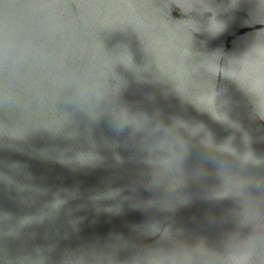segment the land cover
Returning <instances> with one entry per match:
<instances>
[{"label":"water","instance_id":"obj_1","mask_svg":"<svg viewBox=\"0 0 264 264\" xmlns=\"http://www.w3.org/2000/svg\"><path fill=\"white\" fill-rule=\"evenodd\" d=\"M0 0V264H264V0Z\"/></svg>","mask_w":264,"mask_h":264},{"label":"clouds","instance_id":"obj_2","mask_svg":"<svg viewBox=\"0 0 264 264\" xmlns=\"http://www.w3.org/2000/svg\"><path fill=\"white\" fill-rule=\"evenodd\" d=\"M121 248H127V241L116 234L103 246L94 244L73 252L68 264H118L116 252Z\"/></svg>","mask_w":264,"mask_h":264},{"label":"snow or ice","instance_id":"obj_3","mask_svg":"<svg viewBox=\"0 0 264 264\" xmlns=\"http://www.w3.org/2000/svg\"><path fill=\"white\" fill-rule=\"evenodd\" d=\"M185 3H190L191 4L190 0H185Z\"/></svg>","mask_w":264,"mask_h":264}]
</instances>
